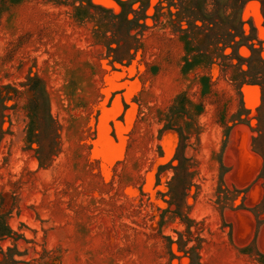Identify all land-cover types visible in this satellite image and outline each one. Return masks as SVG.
<instances>
[{"label": "rangeland", "instance_id": "rangeland-1", "mask_svg": "<svg viewBox=\"0 0 264 264\" xmlns=\"http://www.w3.org/2000/svg\"><path fill=\"white\" fill-rule=\"evenodd\" d=\"M0 229V264H264V0H0Z\"/></svg>", "mask_w": 264, "mask_h": 264}, {"label": "bare ground", "instance_id": "bare-ground-1", "mask_svg": "<svg viewBox=\"0 0 264 264\" xmlns=\"http://www.w3.org/2000/svg\"><path fill=\"white\" fill-rule=\"evenodd\" d=\"M253 95V94H252ZM246 157V155L244 156V158ZM251 161H252V159H251ZM242 163V162H241ZM253 168H254V163H253Z\"/></svg>", "mask_w": 264, "mask_h": 264}, {"label": "trees", "instance_id": "trees-1", "mask_svg": "<svg viewBox=\"0 0 264 264\" xmlns=\"http://www.w3.org/2000/svg\"><path fill=\"white\" fill-rule=\"evenodd\" d=\"M1 233H2V231H1V229H0V235H1Z\"/></svg>", "mask_w": 264, "mask_h": 264}]
</instances>
